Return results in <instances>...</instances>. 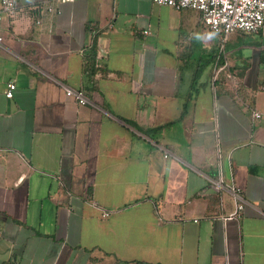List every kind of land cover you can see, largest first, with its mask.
Returning <instances> with one entry per match:
<instances>
[{"label": "crops", "instance_id": "crops-1", "mask_svg": "<svg viewBox=\"0 0 264 264\" xmlns=\"http://www.w3.org/2000/svg\"><path fill=\"white\" fill-rule=\"evenodd\" d=\"M46 1L0 28V264H264V28L215 78L199 11Z\"/></svg>", "mask_w": 264, "mask_h": 264}, {"label": "built area", "instance_id": "built-area-1", "mask_svg": "<svg viewBox=\"0 0 264 264\" xmlns=\"http://www.w3.org/2000/svg\"><path fill=\"white\" fill-rule=\"evenodd\" d=\"M153 2L176 10L192 9L201 13L203 21L210 31L220 37L215 78L225 67L219 64L221 58H226V42L230 35L235 31L258 33L264 28V0H153ZM55 3L56 1L47 0L43 6L44 13H60V9ZM17 9V0H0V28L5 15L14 14ZM37 22L40 23L41 20H37ZM3 39V36L0 35V44ZM15 88V83L9 84L6 96L11 98ZM65 89L66 94L80 104L90 102L82 91L69 86ZM255 117L260 118L261 114L255 113ZM165 156L167 157L168 153ZM108 215L109 212H103V217Z\"/></svg>", "mask_w": 264, "mask_h": 264}, {"label": "rangeland", "instance_id": "rangeland-1", "mask_svg": "<svg viewBox=\"0 0 264 264\" xmlns=\"http://www.w3.org/2000/svg\"><path fill=\"white\" fill-rule=\"evenodd\" d=\"M44 6V5H43ZM206 26V25H205ZM205 31L206 32H209V35H210V40H211V42L212 43H214V45H217V43H219L220 42V37L219 36H217V35H215L214 33V35L212 34V32L211 31H209L208 29H207V27H205ZM227 48H229V45L227 46V44H226V51H227ZM252 75H251V78H252V80H255V79H257V76H255V72H254V70L252 71V73H251ZM261 77V76H260ZM262 79H263V76L261 77V80L260 81H262ZM259 93H260V91H259Z\"/></svg>", "mask_w": 264, "mask_h": 264}, {"label": "trees", "instance_id": "trees-1", "mask_svg": "<svg viewBox=\"0 0 264 264\" xmlns=\"http://www.w3.org/2000/svg\"><path fill=\"white\" fill-rule=\"evenodd\" d=\"M205 25H206V24H205ZM206 27L208 28L207 25H206ZM260 31H261V30H260ZM235 32H242V33H243L244 31H235ZM235 32H233V33H235ZM233 33H232V34H233ZM245 33H249V32H245ZM232 34H231V35H232Z\"/></svg>", "mask_w": 264, "mask_h": 264}]
</instances>
